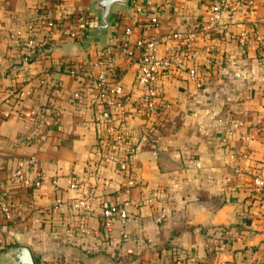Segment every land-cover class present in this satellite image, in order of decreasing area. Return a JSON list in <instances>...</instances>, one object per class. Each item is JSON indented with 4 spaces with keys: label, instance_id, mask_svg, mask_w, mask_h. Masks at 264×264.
I'll return each instance as SVG.
<instances>
[{
    "label": "crops",
    "instance_id": "crops-1",
    "mask_svg": "<svg viewBox=\"0 0 264 264\" xmlns=\"http://www.w3.org/2000/svg\"><path fill=\"white\" fill-rule=\"evenodd\" d=\"M100 1L0 0V178L6 179L29 156H36L46 172L41 189L13 193L15 203L27 209L24 222L5 223L0 217V264H7L8 255L22 247L34 264L264 260V197L252 200L246 192L251 178L230 167L241 139L252 135L245 169L261 168L264 176V52L255 43L244 49L238 44L244 32L264 37V0H252L253 6L244 5L229 22L200 32L194 57L169 37L190 24L203 26L213 0H132L112 8L107 25L97 9ZM158 10L159 27L154 29L149 22ZM48 14L87 17L88 22L77 39L56 35L51 54L38 52L25 62L27 25ZM126 30H131L132 41L158 40L160 58L179 55L158 82L173 112L161 116L157 130L144 115L129 110V126L140 144L142 195L139 189L126 192L123 175L114 166L103 167L99 175L94 171L100 162L92 124L96 91L87 80L67 74L74 67L94 72L96 63L107 62L109 71L123 76L126 91L135 95L136 66L119 54ZM17 32L23 35L19 40L12 37ZM194 68L203 73L200 88L190 80ZM79 90L86 97L83 104L71 97ZM4 98L11 103L5 105ZM72 179L81 189H69ZM88 193L93 213L87 231L81 232L70 202ZM129 200L138 205L126 208L125 241L121 222L111 232L103 230L100 206ZM226 228H239L240 241L231 253L210 251L211 232Z\"/></svg>",
    "mask_w": 264,
    "mask_h": 264
},
{
    "label": "built area",
    "instance_id": "built-area-1",
    "mask_svg": "<svg viewBox=\"0 0 264 264\" xmlns=\"http://www.w3.org/2000/svg\"><path fill=\"white\" fill-rule=\"evenodd\" d=\"M244 5L251 7L253 1L213 0L210 6V17L203 26L198 29L195 24H190L183 33H175L169 39L179 43L178 49L184 48L185 54L188 53L194 57L195 42L199 33H209L223 23L229 22ZM159 13L160 10L155 11L150 19L149 26L151 28L157 29L159 27ZM87 22V17H78L73 20L63 16L58 19L49 14L33 18L27 25L26 39L23 44L25 62H28L30 57L38 52L51 54L52 43L56 35L77 39L82 35V30ZM22 36L20 32H17L12 37L19 40ZM254 43L264 52V37L262 36L251 38L249 33L244 32L238 40L239 46L243 49ZM159 46V41L154 38L132 41L131 30H126L125 37L119 43L121 58L136 66L134 78L136 96L126 91L122 84L123 76L117 72L109 71L110 67L107 62H104V64L96 63L94 67L99 69L95 70V73L90 69L79 67L67 71V74L77 81L87 80L96 91L92 102L94 107L92 124L97 130L94 151L100 162L95 164L94 171L99 175L103 167L107 165L114 166L117 173L123 175L124 187L129 195L136 189H139L140 195L144 192V188L139 184L137 168L140 144L134 139L132 129L129 126L131 121L129 110L134 109L144 115L147 123H155L153 130H157L158 125L156 123L161 119V116L173 112V104L166 99L158 87V82L172 68L173 61L177 60L179 55L175 52L173 56L160 58L158 55ZM202 74L197 68L189 70L190 80L198 88L201 87L203 82ZM47 82L48 80L45 79L42 84ZM71 97L79 104H83L86 98L81 90L73 93ZM3 102L5 105L11 103L10 99L7 98H4ZM57 117H59L58 114ZM231 136L232 134L229 133L223 138L222 143L227 145ZM251 140L252 135L241 139V144L236 147V152L231 155L232 163H230V167L237 175L247 174L251 178V184L246 192L252 200H257L264 197V176L261 168L245 169V165L250 160L248 145ZM45 179L46 172L36 156L20 159L11 175L6 179L0 178L1 219L10 224L24 222L27 209L15 203L13 193L25 195L29 191L35 192L42 188ZM81 186L79 181L72 179L69 189L78 191ZM91 203V193L70 202V207L79 218L78 227L81 232L87 231L88 220L92 217ZM129 205L136 206L138 202L129 200L123 205L102 202L100 206V221L103 230L111 232L113 225L116 222H121L123 225L121 237L125 241L128 240V233L126 232L128 212L126 208ZM240 236L241 230L239 228L213 230L207 248L216 253H231L235 244L240 241ZM172 264L185 263L184 260L177 259ZM254 264H264V260H257Z\"/></svg>",
    "mask_w": 264,
    "mask_h": 264
},
{
    "label": "water",
    "instance_id": "water-1",
    "mask_svg": "<svg viewBox=\"0 0 264 264\" xmlns=\"http://www.w3.org/2000/svg\"><path fill=\"white\" fill-rule=\"evenodd\" d=\"M132 0H101L97 9L101 12V21L103 25H107V20L110 15L111 9L114 6H125ZM7 264H34L30 252L26 248H19L10 253L6 260Z\"/></svg>",
    "mask_w": 264,
    "mask_h": 264
},
{
    "label": "trees",
    "instance_id": "trees-1",
    "mask_svg": "<svg viewBox=\"0 0 264 264\" xmlns=\"http://www.w3.org/2000/svg\"><path fill=\"white\" fill-rule=\"evenodd\" d=\"M166 123H169L168 120L166 121ZM157 129V128H156ZM159 130V129H158ZM161 130V129H160Z\"/></svg>",
    "mask_w": 264,
    "mask_h": 264
}]
</instances>
